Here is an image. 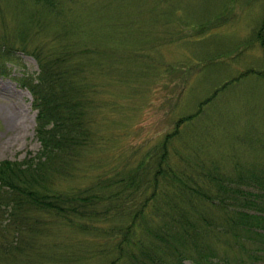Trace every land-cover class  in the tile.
<instances>
[{
  "label": "rangeland",
  "instance_id": "rangeland-1",
  "mask_svg": "<svg viewBox=\"0 0 264 264\" xmlns=\"http://www.w3.org/2000/svg\"><path fill=\"white\" fill-rule=\"evenodd\" d=\"M260 36L264 0H0V164L40 151L38 110L25 82L40 73L37 54H59L66 44L84 68L80 79L91 86L93 104L91 118L85 115L89 141L67 170L51 174L52 189L93 187L115 168L129 174L160 151L179 118L199 109L174 150L192 165L198 150L207 167L262 170ZM28 214L38 224L19 232L0 214V264H110L115 256L101 249L117 237L81 231L78 219ZM211 243L223 256L224 243Z\"/></svg>",
  "mask_w": 264,
  "mask_h": 264
},
{
  "label": "trees",
  "instance_id": "trees-1",
  "mask_svg": "<svg viewBox=\"0 0 264 264\" xmlns=\"http://www.w3.org/2000/svg\"><path fill=\"white\" fill-rule=\"evenodd\" d=\"M59 52L37 54L40 73L25 82L38 110L40 151L20 162L0 164V214L9 215V225L18 232L19 227L32 231L38 221L33 222L31 210L78 219L75 226L81 231L117 237L111 248L101 249L115 253L110 264H184L188 259L240 264L264 259V169L207 167L198 150L192 165L190 156L174 150L175 139L190 125L185 121L202 109L179 118L160 151L147 153L129 174L115 168L86 189L54 190L47 184L51 174L67 170L88 143L85 115L91 118L93 104L91 86L80 79L83 66L72 60L71 47L63 44ZM4 73L0 67V75ZM214 240L224 243L223 256L212 245Z\"/></svg>",
  "mask_w": 264,
  "mask_h": 264
}]
</instances>
